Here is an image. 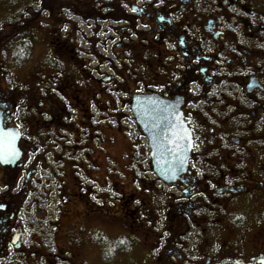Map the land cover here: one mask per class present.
I'll return each instance as SVG.
<instances>
[{
    "label": "flooded vegetation",
    "instance_id": "af4514ba",
    "mask_svg": "<svg viewBox=\"0 0 264 264\" xmlns=\"http://www.w3.org/2000/svg\"><path fill=\"white\" fill-rule=\"evenodd\" d=\"M110 2L113 24L94 23L93 33L103 30L97 45L112 49L117 67L98 86L81 70L61 91L0 85L2 125L21 136L20 156L0 160V264H264V0ZM70 30L62 44L76 51ZM85 81L117 84L112 101L82 91ZM135 97L165 108L149 114L151 128L190 132L175 180L152 168ZM108 122L130 132L136 169L148 164L134 187L105 185L92 170Z\"/></svg>",
    "mask_w": 264,
    "mask_h": 264
},
{
    "label": "rangeland",
    "instance_id": "374dc122",
    "mask_svg": "<svg viewBox=\"0 0 264 264\" xmlns=\"http://www.w3.org/2000/svg\"><path fill=\"white\" fill-rule=\"evenodd\" d=\"M101 1L107 3L96 5V3ZM111 3L110 0H0V85L4 86V88L7 87L9 82L11 83L12 77L13 84L18 83L23 85L25 90L33 91L36 89L35 81L39 77H57L54 79L55 82L52 83L55 85L60 82L57 81L58 78L66 82L70 77L69 73L78 74L81 70L88 76V79L93 81L92 83L95 86H98L100 79L98 80L97 78L110 74V67H117V56L112 53V49L97 45L99 44L97 43L99 39H105L104 36L106 35L102 31L113 24V15L105 8ZM49 11L51 16L48 14ZM76 13H80L82 16L79 14L77 17ZM98 16L99 18L93 21ZM94 23L103 27L102 33H93ZM22 24L24 27H22ZM23 28L32 36V39H27L32 41L31 54L28 60L23 63H16L13 52L12 60H5V54L8 53L10 55L11 52L9 51L12 50L10 41L16 40L17 35H20V30ZM70 28L75 30V34L71 36L74 38L76 46L79 47L76 51L62 44L67 34L71 32ZM88 37L93 41L95 48L89 51L95 52L97 49V52L102 56L101 60L104 62L102 65H100V62L94 61V58L88 52L87 54L84 53V50H88L86 49L88 45L85 41V38L87 39ZM82 63H88L89 66H83ZM5 64L10 69L8 73L4 69ZM96 66L99 67V71L96 70ZM90 68L94 69V71L90 72ZM80 86L82 91L101 92L102 98L106 101H112L110 96L113 95L108 93L113 91L114 87L117 88L115 83H104L99 85L101 86L100 88L94 87L90 89L87 87L88 81H85V85ZM121 87L126 88L125 85ZM0 90H2L1 87ZM73 90L79 91L76 88H73ZM115 94L117 96V92ZM52 96L56 95L52 94ZM78 96L75 101L80 103L82 94L79 92ZM88 96L92 95L89 94ZM57 101L60 104L66 103L64 98H58ZM110 106L113 105L110 104ZM122 125L125 128H131V123L127 120L123 121ZM102 131L105 134V142L103 141L99 147H95L92 159L99 166V169L94 168L92 169L93 172L101 174L105 185L110 181L122 186L134 187L132 183L135 182L137 177L140 178L143 175V168L148 169L147 162L139 163V168L136 169L132 160L127 156V154L134 151L129 132L121 130L109 122ZM135 133L136 130H133L132 135L134 136ZM90 144L94 145L92 138H90ZM109 155H112L117 162L116 173H111L113 170L108 171L107 156ZM142 165L145 167L140 168ZM74 170L76 171L77 168ZM108 176L111 177V180L106 178ZM141 182H143V186L152 187V184L148 183V181Z\"/></svg>",
    "mask_w": 264,
    "mask_h": 264
},
{
    "label": "water",
    "instance_id": "95a60500",
    "mask_svg": "<svg viewBox=\"0 0 264 264\" xmlns=\"http://www.w3.org/2000/svg\"><path fill=\"white\" fill-rule=\"evenodd\" d=\"M143 96V95H142ZM148 97H138L134 101L135 113L141 123L145 134L150 138L152 149L153 166L159 177L165 181H172L187 167L191 146L187 139H179L175 144L168 141L176 137L190 135L188 128L180 127V130L167 129L164 125H149V114L156 115L163 112L165 108L156 104L148 106ZM11 133L3 128L0 117V160L3 162H14L20 155L18 141L20 133L17 128H10ZM191 136V135H190Z\"/></svg>",
    "mask_w": 264,
    "mask_h": 264
},
{
    "label": "trees",
    "instance_id": "16d2710c",
    "mask_svg": "<svg viewBox=\"0 0 264 264\" xmlns=\"http://www.w3.org/2000/svg\"><path fill=\"white\" fill-rule=\"evenodd\" d=\"M50 11L48 12L49 15H50ZM22 27H24L23 24H22ZM30 38L32 39V36L30 35V33L27 30H25V28L20 30V35L19 36L17 35V39L10 41V46L12 47V50L9 51V52H11L10 55L8 53L5 54V56H4L5 59L8 60V61L12 60V52H13L15 54L14 58L16 59L15 60L16 63H23L26 60H28V58H29V56L31 54L32 41L31 40L28 41L27 39H30ZM4 41H6V40H4ZM59 43H61V42H59ZM4 66H5L4 69L7 71V73L10 72V69L7 66V64H5ZM48 78L47 77H39V78H37V82H40V83L42 81L46 82V83L42 82L41 84H42V86H46L47 90L51 87L50 85H52V83L55 82L54 80L51 81ZM53 79H55V78H53ZM35 86H36V89L33 90V91L34 92H39V87L36 84H35ZM61 86L62 87L66 86V83L64 82V84L61 85ZM67 88H69V87H65V89H67ZM27 90H29V89H27Z\"/></svg>",
    "mask_w": 264,
    "mask_h": 264
},
{
    "label": "snow or ice",
    "instance_id": "6c2138e0",
    "mask_svg": "<svg viewBox=\"0 0 264 264\" xmlns=\"http://www.w3.org/2000/svg\"><path fill=\"white\" fill-rule=\"evenodd\" d=\"M161 19H163V17H161ZM65 27H67V25H65ZM6 131L9 132V133L12 132L11 129H6ZM185 138L187 139V141H188V143L190 145L191 144V136L190 135H187V133H186V136L185 137H176L175 139L169 140L168 142L171 143V144H175L176 141H178L179 139H185ZM4 207H6V206L3 205V204H0V208H4Z\"/></svg>",
    "mask_w": 264,
    "mask_h": 264
}]
</instances>
